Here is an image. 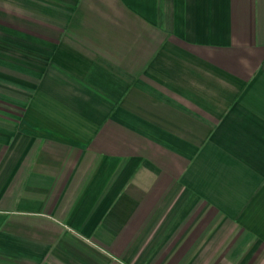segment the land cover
<instances>
[{"label": "crops", "instance_id": "1", "mask_svg": "<svg viewBox=\"0 0 264 264\" xmlns=\"http://www.w3.org/2000/svg\"><path fill=\"white\" fill-rule=\"evenodd\" d=\"M83 1L0 0V264H264V0Z\"/></svg>", "mask_w": 264, "mask_h": 264}, {"label": "rangeland", "instance_id": "2", "mask_svg": "<svg viewBox=\"0 0 264 264\" xmlns=\"http://www.w3.org/2000/svg\"><path fill=\"white\" fill-rule=\"evenodd\" d=\"M90 1H93V3L95 4V2H96V0H85V1H83L82 2V4L83 5H88L89 3H90ZM101 1V4H102V6H104L105 4L106 5H109L110 7H112L113 5V2H111V0H100ZM52 3H54V4H58V2H52ZM100 4V5H101ZM82 5V6H83ZM95 5H97V4H95ZM114 8H113V10L114 11H117V12H119L120 11V5L118 4V3H115V5L113 6ZM3 14V13H2ZM2 21V23H3V27H6V26H4V25H6V24H8V23H10L9 22V16H4V14L1 16V19H0V22ZM114 25H117V26H121V21H120V19L118 18V16L116 15V18H114ZM0 70L3 72V74L5 75V76H11V72L12 73H16V70H15V68H13L10 64H8V62H4V63H0ZM20 75V74H19ZM1 100V99H0ZM4 100L2 99V102L1 103H4L3 102ZM5 103H9V102H5Z\"/></svg>", "mask_w": 264, "mask_h": 264}]
</instances>
